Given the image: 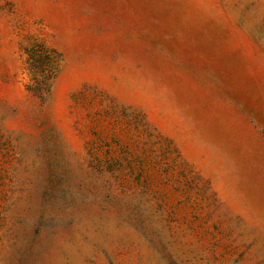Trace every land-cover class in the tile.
<instances>
[{
    "label": "rangeland",
    "instance_id": "obj_1",
    "mask_svg": "<svg viewBox=\"0 0 264 264\" xmlns=\"http://www.w3.org/2000/svg\"><path fill=\"white\" fill-rule=\"evenodd\" d=\"M0 264H264V0H0Z\"/></svg>",
    "mask_w": 264,
    "mask_h": 264
}]
</instances>
